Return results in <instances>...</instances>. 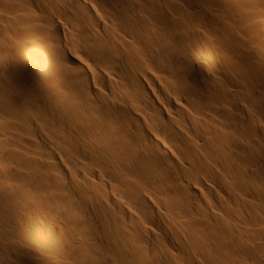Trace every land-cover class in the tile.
Instances as JSON below:
<instances>
[{
	"label": "bare ground",
	"instance_id": "1",
	"mask_svg": "<svg viewBox=\"0 0 264 264\" xmlns=\"http://www.w3.org/2000/svg\"><path fill=\"white\" fill-rule=\"evenodd\" d=\"M0 264H264V0H0Z\"/></svg>",
	"mask_w": 264,
	"mask_h": 264
}]
</instances>
